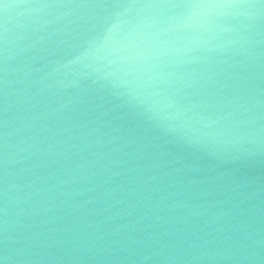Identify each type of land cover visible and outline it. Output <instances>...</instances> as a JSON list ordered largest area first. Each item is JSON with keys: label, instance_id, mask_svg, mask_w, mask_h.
Returning a JSON list of instances; mask_svg holds the SVG:
<instances>
[{"label": "water", "instance_id": "obj_1", "mask_svg": "<svg viewBox=\"0 0 264 264\" xmlns=\"http://www.w3.org/2000/svg\"><path fill=\"white\" fill-rule=\"evenodd\" d=\"M116 2L0 0V264H264V0Z\"/></svg>", "mask_w": 264, "mask_h": 264}, {"label": "snow or ice", "instance_id": "obj_2", "mask_svg": "<svg viewBox=\"0 0 264 264\" xmlns=\"http://www.w3.org/2000/svg\"><path fill=\"white\" fill-rule=\"evenodd\" d=\"M98 6L120 9L133 18L167 17L191 20L206 9H232L243 5L236 0H117L115 4ZM261 7L264 8V2ZM179 91L183 92V89ZM174 103L188 110H196L203 106L204 101L191 92H183Z\"/></svg>", "mask_w": 264, "mask_h": 264}]
</instances>
